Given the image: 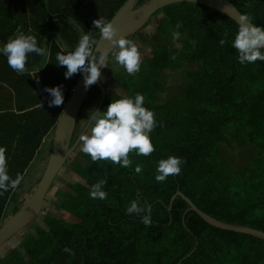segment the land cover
I'll use <instances>...</instances> for the list:
<instances>
[{
  "label": "trees",
  "instance_id": "16d2710c",
  "mask_svg": "<svg viewBox=\"0 0 264 264\" xmlns=\"http://www.w3.org/2000/svg\"><path fill=\"white\" fill-rule=\"evenodd\" d=\"M126 1L0 0V47L21 31L35 36L37 45L50 53H30L23 74L0 53V147L6 151L8 174L23 176L19 187L44 140L52 149L57 120L82 74L66 79V67L56 64L57 53L73 50L82 33L95 41L94 47L101 36L93 20L111 21ZM231 1L264 26V0ZM157 12L163 16H153L157 27L151 35L138 30L129 38L138 39L152 58L144 57L133 75L119 65L115 82L120 90L107 91L101 108L106 111L112 100L142 94L157 121L150 133L155 150L149 156L129 153L130 168L92 162L80 151L71 167L82 181L68 183L56 200L72 217L45 215L44 225L22 240L28 258L14 249L0 264H264L263 239L215 227L187 211L181 196L169 210L180 189L222 221L264 230V61L238 62L231 44L238 24L214 8L178 2ZM221 39L227 42L221 45ZM176 76L180 79L174 83ZM57 85L64 102L49 107L51 97L44 89ZM101 95L92 85L77 116L74 141L80 119L87 122ZM169 156L181 158V171L157 183V163ZM137 165L143 169L139 174ZM101 179H107V198H90ZM16 190L0 194V226L26 200H15ZM138 196L141 205L152 206L149 226L126 213Z\"/></svg>",
  "mask_w": 264,
  "mask_h": 264
},
{
  "label": "clouds",
  "instance_id": "9594fccd",
  "mask_svg": "<svg viewBox=\"0 0 264 264\" xmlns=\"http://www.w3.org/2000/svg\"><path fill=\"white\" fill-rule=\"evenodd\" d=\"M238 30L234 34L231 44L238 53V62L241 64L254 63L257 60L264 61V26H259L251 21V17L244 14L237 20ZM181 25L178 22L176 27ZM93 28L99 30L108 47L97 56L94 54L92 41L88 34H81L77 46L73 50H62L56 55L57 66L66 67L65 78H71L74 74L82 73L84 87L96 84L101 79V69L107 67L106 55L110 51L115 61L125 68L129 75L140 70L141 53L138 46L124 36L118 35V29L113 22L100 17L93 20ZM179 32H173V37H179ZM227 36V33H225ZM227 41L220 40L224 45ZM0 53L6 58L8 65L17 73L27 71L26 63L28 55L35 53L39 56H48L50 53L44 47L37 45L35 36L18 31L10 36L6 43L0 47ZM51 99L49 107L61 106L64 102L62 86H46L44 89ZM42 106V105H41ZM87 131L80 135L81 151L91 157L92 162L110 161L112 164L123 168H130L132 160L129 153L149 156L155 150L151 142L150 133L157 127L154 113L144 106V96L137 93L134 98L124 96L112 100L107 110H90L88 113ZM183 161L176 156H169L157 163V183H162L170 175H178ZM142 166L137 165L134 171L139 174ZM23 176L17 174L13 179L7 170V158L5 148L0 147V194L9 189L19 187ZM107 179H101L90 190V198L106 199L107 193L103 190ZM150 204L140 203L139 196L131 201L126 209L128 215L141 217V222L146 226L151 224Z\"/></svg>",
  "mask_w": 264,
  "mask_h": 264
},
{
  "label": "water",
  "instance_id": "95a60500",
  "mask_svg": "<svg viewBox=\"0 0 264 264\" xmlns=\"http://www.w3.org/2000/svg\"><path fill=\"white\" fill-rule=\"evenodd\" d=\"M139 1L140 0H127L111 19L114 27L118 29V35L124 36L127 39L130 38L135 32L143 28L158 10L178 2L205 4L227 15L236 22L240 15H244L231 0H146L137 5ZM106 47H108L107 42L100 37L97 44L93 47L94 54L98 56L100 52H104ZM110 55L111 52L109 51L106 55L105 62ZM95 85L99 87L102 94L100 103L95 110H101L102 104L105 103L107 97V90L100 80ZM91 87L92 86L85 89L83 74H81L57 120L51 153L41 179L36 184L34 191L26 198L20 208L14 214L10 215L0 226V248H2L14 235L35 220L43 211L42 209L52 184L60 174L69 156L79 145L81 133L87 131L88 120L74 144L71 145V138L76 126L78 113ZM178 196H181L187 201L189 205L187 211L193 210L197 212L203 220H206L215 227L246 233L264 240V230L248 225L222 221L199 208L194 201L180 189L172 195L169 210H171V206ZM186 258L187 257L182 261Z\"/></svg>",
  "mask_w": 264,
  "mask_h": 264
},
{
  "label": "rangeland",
  "instance_id": "374dc122",
  "mask_svg": "<svg viewBox=\"0 0 264 264\" xmlns=\"http://www.w3.org/2000/svg\"><path fill=\"white\" fill-rule=\"evenodd\" d=\"M155 15L156 14H154L153 16ZM161 16H163V14ZM155 18L157 20L159 19V17H155ZM155 20L152 21L150 25L146 26L143 29L142 28L140 29L143 32L144 36L148 37L149 35H151V33L154 30H156L157 25L155 23ZM153 26L156 27L153 28ZM131 40L138 46V49L141 53V60L144 59V57L152 58L148 50L146 49L144 50L141 48L138 39H131ZM177 47H179V45ZM105 63L107 67H104L102 70V78H101L103 80L102 83L108 92H110V90L117 92V90L118 89L120 90V88L118 84L115 82V77L118 76L119 64L115 61L113 56H110ZM179 79L180 78L176 76L173 82L174 83L179 82ZM121 92L124 93L123 91ZM169 96L171 97L172 93H170ZM86 123L87 122H85L84 119L81 118L78 130L82 131ZM41 151H42L41 155L28 169V174L25 176L21 186L18 187L16 190L15 200L17 199L19 202L25 200L34 191L36 187V182L38 181V179H41L46 169L51 150L49 149L48 145H45L43 146V149ZM80 151H81V143H79L75 151L69 156V158L66 161V164L64 165L63 169L60 171V174L52 184L48 192L46 202L43 206L42 209L43 211L41 212V214L35 220H33L29 225H27L24 229H22L19 233H17L10 240H8L2 248H0V259H5L8 251L14 249L22 253L25 259H27L28 257L25 255L24 250L22 248V240L25 239L29 233L34 232L38 226L44 225L43 218L45 217V215L52 214V215H56V217L58 218H63L66 220L72 217L71 214L67 213L66 211L62 210L56 205V200L58 199V197H60L59 190L60 189L67 190L68 183L82 181L81 177H79L76 173H74L71 167L72 163L78 159V153ZM14 203L15 201H12L10 203V206H12Z\"/></svg>",
  "mask_w": 264,
  "mask_h": 264
},
{
  "label": "flooded vegetation",
  "instance_id": "af4514ba",
  "mask_svg": "<svg viewBox=\"0 0 264 264\" xmlns=\"http://www.w3.org/2000/svg\"><path fill=\"white\" fill-rule=\"evenodd\" d=\"M144 1H146V0H144ZM143 1V2H144ZM142 2H138V4L137 5H139V4H141ZM156 15V17H159V18H161L162 16V13H159V12H156L155 13ZM161 16V17H160ZM152 20H153V17H151V19L144 25V27L143 28H145L146 26H148V25H150L151 24V22H152ZM156 26H153V28H155ZM142 28V29H143ZM142 48V47H141ZM110 56H112V54L110 55ZM109 56V57H110ZM104 68V67H103ZM103 68L101 69V78H102V70H103ZM100 82H102V81H100ZM77 121V120H76ZM75 130V129H74ZM81 132V131H80ZM74 134H75V132H73ZM78 137V136H77ZM76 141V140H75ZM74 140H73V134H72V138H71V143H72V145L74 144V142H75Z\"/></svg>",
  "mask_w": 264,
  "mask_h": 264
},
{
  "label": "crops",
  "instance_id": "0c3cea01",
  "mask_svg": "<svg viewBox=\"0 0 264 264\" xmlns=\"http://www.w3.org/2000/svg\"><path fill=\"white\" fill-rule=\"evenodd\" d=\"M46 142H47V140H44V143H45V145H46ZM43 149V148H42ZM42 153V152H41Z\"/></svg>",
  "mask_w": 264,
  "mask_h": 264
},
{
  "label": "bare ground",
  "instance_id": "6f19581e",
  "mask_svg": "<svg viewBox=\"0 0 264 264\" xmlns=\"http://www.w3.org/2000/svg\"><path fill=\"white\" fill-rule=\"evenodd\" d=\"M175 202V201H174Z\"/></svg>",
  "mask_w": 264,
  "mask_h": 264
}]
</instances>
